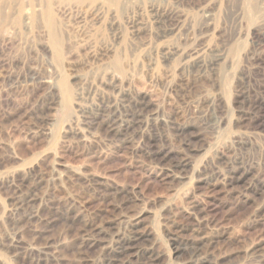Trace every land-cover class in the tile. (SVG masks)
Instances as JSON below:
<instances>
[{
	"label": "rangeland",
	"instance_id": "rangeland-1",
	"mask_svg": "<svg viewBox=\"0 0 264 264\" xmlns=\"http://www.w3.org/2000/svg\"><path fill=\"white\" fill-rule=\"evenodd\" d=\"M263 35L264 0H0V264H264Z\"/></svg>",
	"mask_w": 264,
	"mask_h": 264
},
{
	"label": "bare ground",
	"instance_id": "bare-ground-1",
	"mask_svg": "<svg viewBox=\"0 0 264 264\" xmlns=\"http://www.w3.org/2000/svg\"><path fill=\"white\" fill-rule=\"evenodd\" d=\"M263 37H264V35H263ZM190 55V54H189ZM186 56V55H185ZM203 56V55H202ZM221 58H223L221 55H218L214 60H216V61H219ZM203 59V58H202ZM201 58H200V56H196V57H194V58H192V59H190V60H188L187 61V63H186V61H185V66H186V64H191V65H197L198 67L199 66H201V65H203V60H202ZM204 60H206L205 58H204ZM213 60V59H212ZM209 62V61H208ZM212 63V62H211ZM211 65V64H210ZM127 121V120H126ZM132 122V121H131ZM123 124V123H122ZM133 124V123H132ZM114 128V127H113ZM127 130V129H126ZM100 231V230H99ZM130 234H133V233H130ZM127 235V234H126ZM132 237H134L135 239H136V236L133 234V235H128V236H126V237H118V239H117V241H116V250H117V252L118 253H122V254H124V253H127L128 251H129V249H130V243H131V241L133 240V238ZM132 245H133V243H132ZM114 248V247H113ZM115 251V250H114ZM128 254V253H127ZM125 255V254H124ZM106 264H114V261L113 260H111V259H109L107 262H106Z\"/></svg>",
	"mask_w": 264,
	"mask_h": 264
}]
</instances>
